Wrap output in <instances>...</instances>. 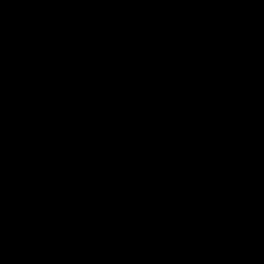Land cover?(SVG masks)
<instances>
[{"label":"water","instance_id":"water-1","mask_svg":"<svg viewBox=\"0 0 264 264\" xmlns=\"http://www.w3.org/2000/svg\"><path fill=\"white\" fill-rule=\"evenodd\" d=\"M0 264H264V0H0Z\"/></svg>","mask_w":264,"mask_h":264}]
</instances>
